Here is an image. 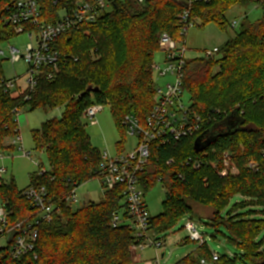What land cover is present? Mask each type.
Returning <instances> with one entry per match:
<instances>
[{"label": "trees", "instance_id": "obj_1", "mask_svg": "<svg viewBox=\"0 0 264 264\" xmlns=\"http://www.w3.org/2000/svg\"><path fill=\"white\" fill-rule=\"evenodd\" d=\"M14 1L0 0V45L16 36L2 24ZM62 1L56 5L54 0H39L48 21L56 18L62 6H72L76 0ZM238 5L255 6L262 17L256 22L245 17L240 30L216 56L187 62L184 90L191 114L203 121L201 129L181 141L153 143L140 184L144 194L157 182L166 188L164 211L152 217L150 223L159 238H165L181 219L191 216V203H195L213 210V224L227 227L230 242L241 253L232 258L220 256L217 264H264V0L197 2L191 20L202 28L213 23L225 30L226 13ZM183 11L184 0H147L142 5L136 0H118L96 23L80 25L57 40L55 47L62 60L56 79L47 81L43 76L33 93L0 94L2 153L13 152L14 147L7 146V141L20 135L13 116L16 108L35 111L64 107L61 118L33 132L36 149L45 150L50 171L42 176L32 174L29 185L45 187L60 213L39 226L32 254L14 260L6 246L0 248V264L132 263L136 242L131 227L126 223L118 228L112 225L116 213L125 221L129 218L122 205L124 188L106 191L98 203L84 202L78 208L67 203L74 189L95 178L102 161V152L94 147L85 129L83 113L90 106L102 105L110 107L120 128L127 115L135 116L142 124L146 122L156 104L158 80L153 64L160 51L159 39L163 33L175 40L181 38ZM89 87L99 88V92L84 94ZM228 119L232 124L239 122V128L228 132L220 125ZM211 129L219 136L203 155L197 154L196 139ZM195 156L205 160L198 171L184 165ZM169 160L174 161L171 166L167 165ZM226 160L228 168L224 166ZM226 170L228 176H220ZM22 193L14 180L0 182V202L11 212L9 227L37 215ZM236 197L244 201L224 217L225 208ZM247 208L249 212H240ZM198 250V257L193 253L179 264H199L200 258H210L205 244Z\"/></svg>", "mask_w": 264, "mask_h": 264}, {"label": "built area", "instance_id": "obj_2", "mask_svg": "<svg viewBox=\"0 0 264 264\" xmlns=\"http://www.w3.org/2000/svg\"><path fill=\"white\" fill-rule=\"evenodd\" d=\"M117 1L76 0L72 6H62L57 11L56 18L48 21L43 14L39 0H15L7 8L2 24L10 27L16 36L26 35L30 43L26 47L25 56H22L17 48L9 47V55L0 50V57L12 63L25 59L28 71L23 77L0 78V94H15L19 91L33 93L43 76L47 81L56 79L62 60L60 52L55 47L57 40L80 25L96 23L103 14L110 11ZM146 1L136 0L140 5L145 4ZM201 1L207 0H184V11L180 17L183 27L179 40H175L167 33L160 36L159 46L164 53V61L162 64L154 63L153 71L160 78L169 76L173 81L166 83L164 88L157 85L156 104L144 124L133 115H127L123 119L122 126L128 135L137 140L134 150L130 153H119L114 157L108 152L102 153V161L95 172L94 179L100 180L105 191H113L118 187L124 188L122 205L129 218L125 221L123 215L116 213L112 221L113 227L118 228L122 224H129L135 235L136 243L132 248L134 254L138 249L143 250L150 247L156 250L157 261H159V252L164 243L151 228L152 216L145 202L140 175L149 165L153 143L165 145L193 137L203 124L200 117L191 114V104L186 101L188 95L184 90L185 70L189 60L185 38L188 30L195 26V22L191 20L192 7ZM62 2V0H54L56 5ZM239 25L234 21L231 28L235 30ZM218 52L219 48L206 50L204 57L212 58ZM22 79L25 81L24 85L20 83ZM103 108L102 105L90 106L84 111L83 120H88L93 126L97 125L96 116L103 111ZM21 112V108L13 111V116L18 123ZM21 142L18 135L11 139L7 146L15 147ZM19 149L23 150V147ZM24 156L29 158L31 154L24 152ZM3 159L4 153L0 152V161ZM173 163V160H169L167 165L171 166ZM204 163L205 160L202 157L195 156L189 158L184 165L198 171ZM251 167L256 166L251 164ZM49 171L40 166L39 175H45ZM6 173L7 169L0 166V179ZM76 191L77 189H74L68 196V204L74 205L77 202ZM22 196L31 204L37 215L32 220H26L11 227L8 225L11 212H8L6 205L0 202V234H2L0 241L3 238L7 239L5 246H0V248L9 246V255L14 260H22L34 252L39 237V226L43 222L52 221L54 216L60 213L59 205L48 196V191L43 186L29 187L23 190ZM185 228L191 241L198 243L199 246L204 245V238L196 228L194 221H188ZM219 260V254L210 253V258H200L199 264H217Z\"/></svg>", "mask_w": 264, "mask_h": 264}, {"label": "rangeland", "instance_id": "obj_3", "mask_svg": "<svg viewBox=\"0 0 264 264\" xmlns=\"http://www.w3.org/2000/svg\"><path fill=\"white\" fill-rule=\"evenodd\" d=\"M247 17L250 22H256L262 17V11L255 6H235L226 13L228 26L225 30L220 29L216 24H209L204 28L197 23L194 27L188 30L185 38L187 44V58L194 59L205 56L206 50L220 48L230 38H233L240 30V25L237 29L231 28L232 22L236 21L241 24L243 19ZM244 22V21H243ZM30 43L26 35L15 36L11 41L1 44L0 50L8 54L9 47H15L20 51L22 56L26 54V47ZM159 52L156 55L155 63L162 64L164 61V53L159 46ZM2 61L4 76L7 79L15 77H23L28 71V65L25 59L19 62L12 63L11 61L0 57ZM157 82L161 88H164L166 83L172 82L171 77L160 78L156 74ZM25 84L24 79L20 81ZM186 101H189V96H186ZM64 113V107L38 109L31 111L28 107L23 108L19 118L20 138L22 142L14 147L13 152H4V159L0 161V166L7 169V173L1 178L5 183L14 180L20 190L29 188L30 176L34 173H39L40 166L45 170H50L47 154L44 151L36 149L33 132L39 130L42 125L52 119L61 118ZM97 125L93 126L88 120H83L85 129L91 137L92 144L102 153L108 152L111 156H117L119 153H130L134 150L137 143L136 138L128 135L126 129L116 125L111 109L109 106H104L103 111L96 116ZM11 140L7 141V145ZM23 150H20V147ZM29 152V158L24 156V152ZM204 153V152H203ZM201 153L200 155H203ZM225 155V158H227ZM229 161H224V166L228 168ZM220 176H228V170L220 173ZM0 179V182L2 181ZM106 191L102 188L99 179L81 186L76 191L77 202L74 203V208L80 207L84 202H100ZM166 188L161 182H157L154 188L145 193V202L152 217L159 216L164 211V203L166 201ZM244 201L240 197H236L225 208L223 216L232 211L237 203ZM193 213L191 216L184 217L180 222L168 233L167 236L161 237L164 246L159 252V261H157V252L153 248L138 249L136 255L132 250L133 261L130 264H179V262L188 255L195 253L198 257L200 247L198 243L191 241L189 233L185 226L188 221H194L196 228L204 238V244L210 253H217L220 256L232 258L240 255V251L229 240V232L225 225L215 226L212 221L213 210L199 204L191 203ZM253 210V209H251ZM250 208L243 209L240 212H249ZM260 218V217H258ZM6 238L0 241V246H5ZM164 254V258H163ZM141 257V258H139ZM241 262V260H238Z\"/></svg>", "mask_w": 264, "mask_h": 264}, {"label": "water", "instance_id": "obj_4", "mask_svg": "<svg viewBox=\"0 0 264 264\" xmlns=\"http://www.w3.org/2000/svg\"><path fill=\"white\" fill-rule=\"evenodd\" d=\"M97 92H99V88L89 87V88H87V90L84 94H86V93H89V94L90 93H97ZM220 125L227 127L228 132H230V131L237 130L240 126V123L236 122L235 124H232L231 120L228 119ZM218 136H219V134L215 133L212 129L205 132L204 134H202L200 137H198L196 139V141L194 143V151L197 154L204 152L217 139ZM163 256H164V254H163Z\"/></svg>", "mask_w": 264, "mask_h": 264}, {"label": "crops", "instance_id": "obj_5", "mask_svg": "<svg viewBox=\"0 0 264 264\" xmlns=\"http://www.w3.org/2000/svg\"><path fill=\"white\" fill-rule=\"evenodd\" d=\"M135 255H136V253H135ZM136 257H137V255H136ZM139 258H141V257H139ZM148 264H151V262H148Z\"/></svg>", "mask_w": 264, "mask_h": 264}]
</instances>
